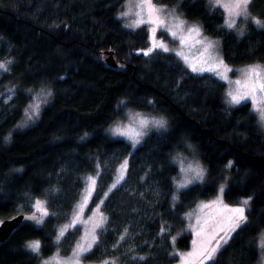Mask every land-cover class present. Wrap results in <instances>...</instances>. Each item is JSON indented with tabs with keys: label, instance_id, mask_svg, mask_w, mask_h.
Instances as JSON below:
<instances>
[{
	"label": "trees",
	"instance_id": "1",
	"mask_svg": "<svg viewBox=\"0 0 264 264\" xmlns=\"http://www.w3.org/2000/svg\"><path fill=\"white\" fill-rule=\"evenodd\" d=\"M126 0H0V54L9 68L0 89V220L32 213L38 200L48 215L25 223L0 242V264H41L57 250L67 255L79 235L58 230L80 199L88 175L97 176L89 208L102 202L105 224L85 262L173 264L192 235L186 214L213 198L222 184L231 205L249 198L244 221L207 264H258L264 232V130L249 103L228 107L225 84L193 74L172 54L151 48L145 26L130 29L119 16ZM177 7L204 34L219 40L233 67L264 63V0H251L242 33L225 26L208 0H153ZM110 60L115 65H110ZM51 91L37 120L19 127L33 93ZM151 110L169 119L137 148L107 133L124 109ZM194 145L207 174L174 199L177 151ZM129 157L124 181L109 190ZM38 243V247L34 246Z\"/></svg>",
	"mask_w": 264,
	"mask_h": 264
},
{
	"label": "rangeland",
	"instance_id": "2",
	"mask_svg": "<svg viewBox=\"0 0 264 264\" xmlns=\"http://www.w3.org/2000/svg\"><path fill=\"white\" fill-rule=\"evenodd\" d=\"M212 8L219 9L225 17V26L242 33L246 23L254 18L249 11L251 0H208ZM119 16L130 29L145 26L151 48L174 55L188 72L198 75L209 74L225 84L224 102L228 107L249 103L256 114L259 125L264 130V63L233 67L228 65L221 54L219 40L206 36L197 23L188 22L177 7L157 5L153 0H126ZM8 53L0 54V76L9 68ZM51 91L42 87L33 93V100L25 110L19 127H28L38 118L41 108L49 102ZM11 97V88L0 89V101ZM169 119L162 113L151 110L126 108L107 127L113 138H121L137 148L155 129L166 128ZM178 167L174 178V199L180 190L202 182L207 174L205 165L199 158L197 149L188 143L186 151H177L173 158ZM129 157L116 170L114 180L108 190L120 185L127 174ZM97 186V176L88 175L84 181L81 196L69 219L59 227L57 240L70 229H78L79 235L67 255L57 250L41 264H113L112 262H85L83 256L97 243L105 224L102 202L89 208ZM225 183L217 194L208 200L199 201L186 214L192 243L188 250L177 253L173 264H207L216 252L229 240L234 230L244 221L249 208V198L239 204H228L223 198ZM32 213H38L36 221L42 223L48 215L45 202L38 200ZM1 223V220H0ZM34 246L37 248L38 243ZM260 262L264 264V232L259 240Z\"/></svg>",
	"mask_w": 264,
	"mask_h": 264
},
{
	"label": "water",
	"instance_id": "3",
	"mask_svg": "<svg viewBox=\"0 0 264 264\" xmlns=\"http://www.w3.org/2000/svg\"><path fill=\"white\" fill-rule=\"evenodd\" d=\"M110 65H115L114 60L108 62ZM39 218L38 213H18L10 218L2 220L0 223V242L5 241L11 233L19 226L25 223H35Z\"/></svg>",
	"mask_w": 264,
	"mask_h": 264
}]
</instances>
